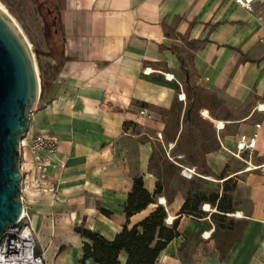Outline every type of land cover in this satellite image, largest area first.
Returning a JSON list of instances; mask_svg holds the SVG:
<instances>
[{"label":"crops","instance_id":"obj_1","mask_svg":"<svg viewBox=\"0 0 264 264\" xmlns=\"http://www.w3.org/2000/svg\"><path fill=\"white\" fill-rule=\"evenodd\" d=\"M45 2L60 65L24 141L35 133L56 138L53 160L63 166L51 172L55 192L32 184L25 147L19 158L21 198L44 263L79 264L86 240L75 226L110 240L161 205L178 235L154 264H264V0L247 8L233 0ZM181 36L205 41L192 50ZM240 135L255 136L249 153L237 149ZM188 148L201 162L189 159ZM183 168L195 174L186 178ZM135 176L159 192L126 217ZM194 176L234 179L224 226L206 202L200 217L178 213L186 192L178 182ZM117 259L124 263L123 250Z\"/></svg>","mask_w":264,"mask_h":264},{"label":"trees","instance_id":"obj_2","mask_svg":"<svg viewBox=\"0 0 264 264\" xmlns=\"http://www.w3.org/2000/svg\"><path fill=\"white\" fill-rule=\"evenodd\" d=\"M40 2L46 8V12L52 16L51 26L53 29L51 31V36L48 37V44L50 45V49L56 48L58 50L59 39L57 37V32H55L54 29L55 26L52 11L46 4L45 0H40ZM181 38L192 50L197 49L203 41H205L204 39L186 40L183 36H181ZM52 57L54 59V64L47 66L46 69L38 67L40 87L39 99L47 86L54 80L59 69V59L56 54H53ZM178 60L179 66L183 70L185 76V82L187 83V71L184 68L183 59L179 55ZM243 60L248 59L243 58ZM222 175L223 171L220 173V177H223ZM229 181H231L230 177L223 180L222 183L225 184ZM192 182L193 180H189V183ZM234 184L235 181L232 180L229 186L222 187L220 194H218L217 190H214L211 191L208 196H205L204 192L201 190L192 192L190 188H188L185 192V197L178 213L200 217L202 212L199 209V205L206 202L217 211L210 215L216 225L224 226L225 215L223 213H229L232 211L230 192ZM158 192L159 186L157 183L153 192H148L142 187L140 176L133 177L131 189L126 196L124 209L126 217L139 211L148 203L152 202L154 196ZM208 204L203 206L204 210H210ZM164 217L165 211L163 207L157 205L136 224L130 227L124 225L110 240L103 238L101 235L85 227L75 226L74 231L86 240L82 243V254L79 264H84V261L87 258L98 264H119L117 255L120 250H123L126 254V259L123 264H154L159 251L170 239L178 235V231L176 230L177 221L173 220L170 225H166Z\"/></svg>","mask_w":264,"mask_h":264},{"label":"water","instance_id":"obj_3","mask_svg":"<svg viewBox=\"0 0 264 264\" xmlns=\"http://www.w3.org/2000/svg\"><path fill=\"white\" fill-rule=\"evenodd\" d=\"M39 91L31 50L0 6V235L21 213L19 142L27 132Z\"/></svg>","mask_w":264,"mask_h":264},{"label":"built area","instance_id":"obj_4","mask_svg":"<svg viewBox=\"0 0 264 264\" xmlns=\"http://www.w3.org/2000/svg\"><path fill=\"white\" fill-rule=\"evenodd\" d=\"M233 1L237 5L247 8L255 0ZM138 114L149 116V113L142 108L138 110ZM22 139L19 145L20 148L25 147L29 153L33 172L32 184L37 187H47L51 192H55L56 178L51 172L63 166L62 160H53L56 152V138L49 134L35 133L27 141ZM254 143V135L250 137L240 135L236 147L240 151L249 153L253 149ZM235 155L237 154L235 153ZM180 172L186 178L195 174L193 169L189 168H183ZM22 180L23 175L21 184ZM0 264H45L42 252L37 249L36 235L31 226L28 208L23 202L17 220L13 224L6 225L0 235Z\"/></svg>","mask_w":264,"mask_h":264},{"label":"rangeland","instance_id":"obj_5","mask_svg":"<svg viewBox=\"0 0 264 264\" xmlns=\"http://www.w3.org/2000/svg\"><path fill=\"white\" fill-rule=\"evenodd\" d=\"M0 6L6 11L8 17L13 21V23L19 29L20 33L22 34L26 43L28 44V47L30 48L32 53V57L34 64L36 66L37 73H38V67L46 69L47 66L54 64L52 56L53 54L57 53V49L56 48L50 49V45L48 44V37L51 36V31L53 29V27L51 26L52 16L46 12V8L42 5L40 0H0ZM179 74H180L179 75L180 83L183 86L182 74L181 72ZM48 87L49 85L47 86V88ZM40 105H41V99L38 98L36 107ZM174 115L175 112L171 111L170 117L172 119ZM204 115H206V112H204ZM219 125H221V123H219ZM206 132L207 131L205 128V135ZM193 149L194 148H188L187 156L189 157V159L195 161L196 163L201 162L200 159L197 157V155L194 153ZM232 180L234 179L231 178V181L223 184V183H217L214 180H205L194 176L192 183L180 180L178 182V186L183 188L185 191L188 188H190L192 192H197L201 190L204 192L205 196H208L209 193L214 190H217V192L219 193L222 187L229 186ZM201 205L202 203L199 205V209H201ZM231 208H232V203H231Z\"/></svg>","mask_w":264,"mask_h":264},{"label":"bare ground","instance_id":"obj_6","mask_svg":"<svg viewBox=\"0 0 264 264\" xmlns=\"http://www.w3.org/2000/svg\"><path fill=\"white\" fill-rule=\"evenodd\" d=\"M23 139H24V138H23ZM23 139H22V140H23Z\"/></svg>","mask_w":264,"mask_h":264}]
</instances>
